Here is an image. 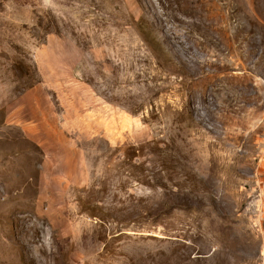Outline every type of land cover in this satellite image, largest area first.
I'll return each mask as SVG.
<instances>
[{"label":"rangeland","instance_id":"obj_1","mask_svg":"<svg viewBox=\"0 0 264 264\" xmlns=\"http://www.w3.org/2000/svg\"><path fill=\"white\" fill-rule=\"evenodd\" d=\"M0 264H264V0H0Z\"/></svg>","mask_w":264,"mask_h":264}]
</instances>
